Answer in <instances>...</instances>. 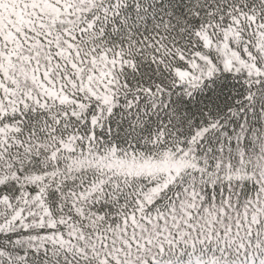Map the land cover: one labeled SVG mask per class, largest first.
I'll return each instance as SVG.
<instances>
[{"label": "snow or ice", "instance_id": "snow-or-ice-1", "mask_svg": "<svg viewBox=\"0 0 264 264\" xmlns=\"http://www.w3.org/2000/svg\"><path fill=\"white\" fill-rule=\"evenodd\" d=\"M0 264H264V0H0Z\"/></svg>", "mask_w": 264, "mask_h": 264}]
</instances>
